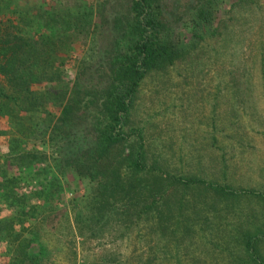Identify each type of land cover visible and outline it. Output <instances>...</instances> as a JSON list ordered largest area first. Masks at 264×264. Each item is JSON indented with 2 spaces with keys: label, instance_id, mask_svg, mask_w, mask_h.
I'll return each mask as SVG.
<instances>
[{
  "label": "trees",
  "instance_id": "trees-1",
  "mask_svg": "<svg viewBox=\"0 0 264 264\" xmlns=\"http://www.w3.org/2000/svg\"><path fill=\"white\" fill-rule=\"evenodd\" d=\"M258 1L0 0V111L19 133L8 141L26 152L27 141L37 135L45 138L52 143L55 173L86 182L84 192L69 200L77 210V235L84 238L108 221L125 226L144 221L178 243L201 229L223 232L222 227L232 224L229 214H234L240 216L239 226L234 229L232 224L224 240L229 257L234 255L231 264H264V188L233 184L226 176L227 159L220 155L222 181L195 176L175 163L184 154L177 157L172 151L169 156L162 145L158 148L163 150L152 149L143 129L132 122L147 77L184 60L194 45L220 35L235 8L251 10ZM94 31L108 36L111 47H104L63 84L66 72L60 55ZM258 66L256 96L264 100V54ZM244 77L231 116L235 125L247 127L241 131L251 134L264 123V115L246 111V99L254 108L249 100L254 90L252 78ZM53 108L58 109L57 117ZM210 139L213 149L220 150L217 134ZM195 142L187 155L193 152L201 158L206 144ZM235 156L242 159L241 146H236ZM50 185V202L20 213L21 224H35V229L9 264H43L48 258L50 249L42 242L43 214L47 208L58 209L51 201H61L62 190L55 182ZM1 189L0 183L3 210L11 205L7 200L13 188Z\"/></svg>",
  "mask_w": 264,
  "mask_h": 264
},
{
  "label": "rangeland",
  "instance_id": "rangeland-1",
  "mask_svg": "<svg viewBox=\"0 0 264 264\" xmlns=\"http://www.w3.org/2000/svg\"><path fill=\"white\" fill-rule=\"evenodd\" d=\"M64 1L74 3V0ZM232 15L231 20L225 18L227 23L220 35L194 45L184 60L147 77L139 90L132 122L143 129L148 143L152 142V149L162 145L169 156L172 151L177 153V157L184 154V159L174 161L187 167L191 174L207 181H222L220 155L227 159L226 176L229 181L264 188V123L248 134L241 131L247 127L235 125L231 116L234 99L236 104L241 97L244 76L252 78L250 88L254 90V96L249 98L254 108L246 99V111L256 110V114L264 115V100L256 96L259 88L256 90L255 78L259 58L264 54V0H259L251 10L235 8ZM104 47H111L110 39L108 36L102 38L98 31H94L88 40L63 51L60 55L66 72L63 84L72 80ZM61 85L53 86L59 88ZM52 110L57 117L58 109ZM241 110L245 111L243 107ZM211 134H217L215 145L220 150L213 149ZM18 135L0 111L1 190L13 188L7 200L11 205L7 209L0 208V264H9L17 251L22 252V246L30 238L35 224H26V221L21 224L20 213L24 209L30 212L34 204L50 202L46 196L48 190L54 188L50 185L52 182L62 189L61 201H51L59 210L50 212L47 208L44 210L47 213H42L46 216L42 242L50 249L43 264H113L114 261L117 264H231L234 255L229 257L230 247L224 240L232 224L234 229L239 226L240 216L234 214H229L232 224L226 229L222 227L223 232L201 229L191 239L178 243H172L144 221L130 226L108 221L102 229L96 228L89 234L91 236L80 237L75 221L77 210L70 206L69 200L75 193L80 195L84 192L86 182L69 175L65 179L55 173L52 143L45 138L40 139L39 135L27 141L28 151L21 148L19 152L8 141ZM196 139L206 144L201 158L193 152L187 155L191 145L197 144ZM246 140L253 142V148L244 144ZM236 146H241L243 160L235 156ZM9 147L14 152H10ZM28 154L31 158L26 159ZM13 156H22V159L15 161ZM80 219H85V211ZM199 249L209 254L202 255Z\"/></svg>",
  "mask_w": 264,
  "mask_h": 264
}]
</instances>
